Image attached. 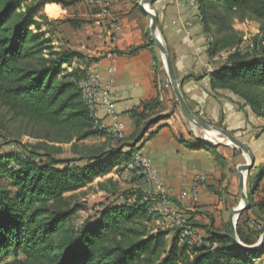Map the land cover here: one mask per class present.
Returning a JSON list of instances; mask_svg holds the SVG:
<instances>
[{"label": "trees", "instance_id": "16d2710c", "mask_svg": "<svg viewBox=\"0 0 264 264\" xmlns=\"http://www.w3.org/2000/svg\"><path fill=\"white\" fill-rule=\"evenodd\" d=\"M85 1L0 0V106L15 118L50 127L76 145L105 138L79 86L95 59L70 48H57L47 29L60 24L79 28L87 22L52 21L43 10L48 4L72 8ZM195 1L207 35L211 23L219 26V34L235 33L232 19L237 16L260 21L264 31V0ZM241 43V38L233 42L223 38L221 49L231 47L235 52L229 53L225 64L210 62L216 70L209 74L211 90L231 91L264 119V56L252 50L241 52L237 49ZM216 45L209 44L211 59L220 52V44ZM164 110L155 101L147 104L144 111L134 112L136 137L144 128L158 123L157 119H167ZM103 143L109 145L105 146L107 150L89 148L80 160H56L27 146L25 155L0 156V264L10 257V264H257L256 260L264 255L262 250L248 252L238 244H255L251 229L247 232L238 223L236 241L230 223L224 231L190 216L196 223L185 219L186 226L189 222L194 228L204 229L206 235L194 242L184 237L180 228L169 245L165 240L169 233L150 235L149 224L154 219L150 201L107 207L97 220L90 218L80 223L76 192L116 165L132 162L140 150L136 145L129 146L128 138L106 139ZM128 147L130 151L125 152ZM214 153L224 165L225 158ZM42 156L48 162L37 163L35 160ZM83 161L86 164L78 166ZM11 164L18 168L10 169ZM61 165L67 167L60 170ZM99 185L106 189L104 183ZM260 210L261 206L253 203L247 212L255 214Z\"/></svg>", "mask_w": 264, "mask_h": 264}, {"label": "crops", "instance_id": "0c3cea01", "mask_svg": "<svg viewBox=\"0 0 264 264\" xmlns=\"http://www.w3.org/2000/svg\"><path fill=\"white\" fill-rule=\"evenodd\" d=\"M89 1L86 2L90 5ZM108 1L107 17L99 15V11L81 12L79 6L65 10L60 5L48 4L45 8L55 20L87 22L66 32L67 48L95 59L88 70L98 72L103 84L110 86L115 110L125 125L129 146L140 148L138 152L158 171L179 213H188L194 221L206 226L213 223L215 228L222 229L217 224L237 194L233 184L236 180L226 164L227 156L216 147L190 137L191 126L176 108L178 100L163 55L152 40V19L148 12L153 11L158 16V35L170 55L188 104L201 115L216 117L220 107L209 101L213 93L209 80L213 70L208 56L209 38L203 32L197 4L195 0H157L150 6L145 4L148 9L145 10L142 0ZM102 18L105 22L101 26L99 21ZM113 22L119 25L114 36L110 33ZM111 68L115 70L113 74L109 71ZM205 68L209 74L202 76ZM155 101L165 107L163 115L167 119H157L158 123L149 129L144 128L136 137L134 112L144 111L147 104ZM98 116L102 123H112L103 109H99ZM237 127H241V121ZM139 138L143 139L138 143ZM97 140L106 141L105 138ZM124 151H130V147ZM215 151L225 158L224 165L218 162ZM200 177H204L205 182H200ZM197 231L200 237L206 235L204 229Z\"/></svg>", "mask_w": 264, "mask_h": 264}, {"label": "rangeland", "instance_id": "374dc122", "mask_svg": "<svg viewBox=\"0 0 264 264\" xmlns=\"http://www.w3.org/2000/svg\"><path fill=\"white\" fill-rule=\"evenodd\" d=\"M86 1L77 4L75 8L79 6V10L81 12H100L102 10L100 5H89ZM194 2L197 4L196 1ZM45 7L43 14H45L50 20L55 21L56 18L49 16ZM66 9L68 8H65V10ZM58 19L59 18H57V20ZM71 28L77 29L76 27L68 26V24L55 25V27H50L47 29L52 32L51 35L57 48L62 50L68 49L66 42L67 38L65 37L67 36L66 32L68 33ZM232 28L235 33L228 31L225 34H219V26L215 23H211V31L208 35V45L211 42L214 45L220 44V52L218 53L216 59H211V54L208 50L210 62L214 61L220 64H225L228 60L229 53L235 52V49L231 47L229 49H221V47H224L223 38L225 36L226 38H229L230 42L235 41L236 38H241L242 43L237 47V49L241 52L252 50L257 56H264V31L263 25L260 21L252 17L241 19V17L237 16L232 19ZM82 66L85 67L84 64H82ZM210 66L213 69L210 73L216 71L211 63ZM206 70L207 69L205 68L202 76L209 74V72ZM209 101L212 104L217 105L218 108L220 107L216 111V117H211L210 115H201L200 111L195 112V108H193V106H189L191 110L197 115V117L203 122L220 127L234 135L243 144L250 148L255 157V165L246 176V191L250 199V205L256 203L258 207L261 206V210L253 214V211L247 212V209L240 216V218L235 221V223L236 229L238 223L243 228V230L247 232L248 229H251L250 234L255 242V244L252 246H257L264 234V177L261 178V176L264 174V119L254 114L250 106L247 105V103L241 97L233 94L229 90L220 89L214 91L210 94ZM176 108H178L183 114L178 101ZM184 118L187 124L191 126L190 137L202 144L209 145L205 140L204 130L197 128L195 125L190 123L185 116ZM239 121H241L240 128L237 127ZM219 136L224 139L222 135ZM104 144L105 143L97 139H90L76 145L74 141L69 142L59 137L56 131L50 127L43 124L30 122L27 119L15 118L6 108L0 106V156L7 154L19 156L25 155L26 151L24 146H27L29 149H33V151L40 155H45L48 153L56 160H80L84 154L89 152V148L104 147V149L107 150L106 147L109 145ZM212 147H216L222 152V154L227 156L228 159H226V164L231 168L232 178L236 180L233 184L234 191H236L237 194L234 196V199H231V203H228L229 207L227 208V213L224 215V217L221 216V221L219 224H217V226L222 227V230L227 231V225L229 222H231L233 212L238 210L242 203V195L240 190L237 188V181H239L238 168L246 165L250 162V160L246 154H244L233 144H219L218 146ZM144 159L149 165L153 166L148 159L145 157ZM35 161L37 163L48 162L45 156L38 157ZM85 162H78V166L83 167L86 164ZM131 163L132 162L116 165V167L105 176L96 177L92 183L86 185L84 188H81L76 192L75 202L81 207V210L78 212L79 222L82 223L86 219L90 218L92 221L97 220L99 218V213L107 207H114L122 204L132 205L138 200L150 201L152 205L151 212L154 213V219L149 224L150 235L155 236L154 234H158L159 232H167L169 235H167L165 240L169 245H171L173 236L175 232L180 229V227L173 221V219L169 218V215H167V213L164 211V196L156 192L149 180L141 174L142 172L140 169H131ZM66 167L67 165H61L58 167V169L62 170ZM14 168L16 169L18 167L15 164H11L10 169ZM199 181L205 182V178L200 177ZM100 183H104L106 189H103L99 185ZM229 186H231V183H229ZM227 189H229V187ZM168 199L172 204L173 211H175V218L178 216L177 218L183 217L188 221L191 219L189 218L190 215L188 213L181 214L174 207L172 202L173 200L171 199V192L168 196ZM219 218L220 215L217 216V223ZM190 221L193 224L196 223L192 220ZM188 227L198 232V228H194L192 225H189V222ZM198 236L201 235H195L196 238ZM260 250L264 252V248ZM263 257L264 255L260 259H257L256 263L264 264ZM12 259L13 258L10 257L1 264H10Z\"/></svg>", "mask_w": 264, "mask_h": 264}, {"label": "built area", "instance_id": "2783aa9c", "mask_svg": "<svg viewBox=\"0 0 264 264\" xmlns=\"http://www.w3.org/2000/svg\"><path fill=\"white\" fill-rule=\"evenodd\" d=\"M89 2L92 5H100L102 10L99 12V15L103 17L109 16L108 0H91ZM104 22L105 19L102 18L99 21V24L102 26ZM118 30L119 25L116 22H113L110 30L112 36L116 35ZM109 71L113 74L115 70L114 68H111ZM79 86L82 90L83 100L89 108L92 117L96 121V127L105 132V139L125 140L127 138L125 125L119 120L118 114L115 110L110 86L103 84L101 75L96 71L88 70L85 77L80 81ZM99 109H103L106 115L111 117L112 123L110 125H106L100 121L98 116ZM133 157L134 158L130 164V168L135 170L140 169L142 172L141 174L149 180L156 192L164 196L163 209L167 215H169V218L173 219V221L184 230V237L191 238L194 242L200 241V236L197 238L195 237L198 233L186 226L185 218H177L178 216L175 218V211H173L172 204L168 199L170 191L161 180L158 171L146 162L144 156L140 152H135Z\"/></svg>", "mask_w": 264, "mask_h": 264}, {"label": "water", "instance_id": "95a60500", "mask_svg": "<svg viewBox=\"0 0 264 264\" xmlns=\"http://www.w3.org/2000/svg\"><path fill=\"white\" fill-rule=\"evenodd\" d=\"M149 5H152L155 3L157 0H146ZM145 0H142L143 8L144 5L146 4ZM152 22H151V35H152V40L157 44L159 47L162 55H163V60L168 72V75L171 80V85L173 87L174 93L177 97L178 103L182 109V112L186 119L195 125L197 128H200L204 130L205 132H218L220 135H222L224 138L228 139L231 144L235 145V147L239 148L244 154H246L249 157L250 162L247 163L246 165H243L238 168V175H239V190L242 195V199L245 202L244 207L240 208L238 210H235L232 215L231 219V233L233 238L238 241V235H237V229H236V223L240 216L249 208L250 206V199L246 191V178H245V173L246 175L253 169L255 165V157L250 150L248 146L243 144L239 139H237L234 135H232L230 132L227 130H224L220 127L208 124L200 120L197 115L191 110L187 100L185 99L182 91H181V84H179L178 77L175 73V70L173 68L172 62L170 55L163 44L160 36L158 35L157 31V21H158V16L156 15L155 12L153 11H148ZM145 134V132L142 133V136ZM141 136V137H142ZM238 244L242 249L248 252H256L259 251L260 249L264 248V234L261 238L260 243L257 246H247L243 245L238 241Z\"/></svg>", "mask_w": 264, "mask_h": 264}, {"label": "bare ground", "instance_id": "6f19581e", "mask_svg": "<svg viewBox=\"0 0 264 264\" xmlns=\"http://www.w3.org/2000/svg\"><path fill=\"white\" fill-rule=\"evenodd\" d=\"M146 4H148V6H150L149 3H147V1H146ZM145 10H148V9L145 8ZM219 135L220 134L218 132H205V140L211 146H218L219 144L231 145V143H230V141L228 139H226V138L223 139ZM246 176L247 175L245 173V178H246ZM244 204H245V202L242 199V203H241V207L240 208H243ZM240 208H238V209H240Z\"/></svg>", "mask_w": 264, "mask_h": 264}]
</instances>
